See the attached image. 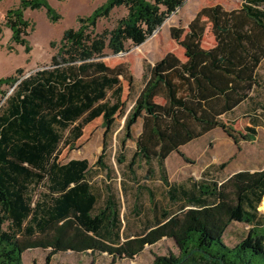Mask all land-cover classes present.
Here are the masks:
<instances>
[{"label": "trees", "instance_id": "trees-1", "mask_svg": "<svg viewBox=\"0 0 264 264\" xmlns=\"http://www.w3.org/2000/svg\"><path fill=\"white\" fill-rule=\"evenodd\" d=\"M244 1L233 11L221 5L203 8L187 31L173 28L186 60L169 53L146 70L126 119L124 142L134 137L140 121L142 131L131 160L121 152L119 163L134 175L136 167H147L146 177L157 175L163 199L157 202L151 192L153 210L142 231L123 242L117 196L93 183L88 160L64 162L61 156L97 119H103L106 137L112 134L125 107L123 81L134 91L135 77L125 65L108 66L107 52L118 55L142 46L186 0H106L80 17L78 28L65 31L49 66L0 79V264H26L25 254L35 250L47 253L43 264H67L60 257L70 254L89 256L90 264H121L136 261L163 240H171L178 254L154 255V264H264L259 210L264 170L222 180L211 165L199 179L172 182L166 165L173 153L217 129H225L235 143L256 140L255 128L243 136L224 122L233 125L231 117L245 105L255 124L264 122V113L256 112L264 0ZM29 9H46L52 21L61 19L47 0H22L9 10L4 25L27 52L32 23L24 13ZM118 10L125 14L99 31ZM208 29L216 42L211 49L202 46ZM97 164L107 169L104 155ZM239 224L247 234L231 247L225 237Z\"/></svg>", "mask_w": 264, "mask_h": 264}, {"label": "rangeland", "instance_id": "rangeland-1", "mask_svg": "<svg viewBox=\"0 0 264 264\" xmlns=\"http://www.w3.org/2000/svg\"><path fill=\"white\" fill-rule=\"evenodd\" d=\"M21 1L0 0V79L13 76L19 70H23L27 75L41 67L49 66L65 31L78 28L79 18L91 15L106 0H47L61 16L58 22L49 18L46 9L25 11V18L32 23L27 37L30 52L12 40V31L4 25V18L8 11L19 8ZM244 2V0H186L185 4L142 46L128 47L125 53L118 55L107 52L104 61L108 66L125 65L135 77L134 91L130 93L129 84L123 81L125 107L117 116L112 134L106 137L103 119H97L85 128L84 136L73 149L67 148L63 151L61 160L64 162L73 159L88 160L92 168L93 183L104 190L108 187L117 196L123 222L122 242L128 239L129 234L135 236L142 231L146 217L153 210L151 192L156 194L158 200H162L161 197H163L161 181L157 175L153 178L146 177L147 167H136L134 175L129 172L126 164L120 165L119 163L121 152L127 156V161L131 160L137 148V138L142 131V121H140L134 127V137L124 142L126 119L144 87L145 72L169 53L182 60L186 59L185 49L172 38L173 28L187 31L189 24L203 8L221 5L226 10L233 11L240 9ZM124 14V10L115 11L111 20L102 21L99 24L98 30L112 28L116 20ZM215 45L214 36L208 29L202 46L205 49H211ZM261 76L262 88L258 89L260 96L256 97L257 114L264 113V65L261 69ZM1 97L0 95V100ZM249 107L248 105L243 106L231 117L233 125L227 118L224 122L233 127L237 134L243 136H247L248 127L255 128L257 132L255 141L239 140V143H235L225 129H218L181 148L180 153L171 155L168 163L171 181L178 182L188 176L201 177L210 165L216 166L215 173L222 180L237 172L263 170L264 122L260 119V123L255 124L250 116L252 111ZM101 155H104V164L107 169L97 164ZM223 164L225 168L219 169ZM140 185L146 186L147 190L139 189ZM262 211L264 213V210ZM245 227L241 224L232 226L225 237L226 243L231 247L237 245L242 236L247 234ZM170 252L178 254L171 240H163L154 248L147 249L145 254L139 256L136 261L120 262L121 264H154V255H167ZM46 256L47 253L43 250L27 252L25 263L43 264ZM60 260L67 264H90L91 262L89 256L74 254L62 256ZM99 262L103 264L102 261Z\"/></svg>", "mask_w": 264, "mask_h": 264}, {"label": "crops", "instance_id": "crops-1", "mask_svg": "<svg viewBox=\"0 0 264 264\" xmlns=\"http://www.w3.org/2000/svg\"><path fill=\"white\" fill-rule=\"evenodd\" d=\"M182 60V59H181ZM186 60V59H185ZM185 60H182V61H185ZM218 130V129H217ZM215 132V131H214ZM213 133V132H212ZM211 134V133H210ZM209 135V134H208ZM171 157V156H170ZM170 157L168 158V160H167V163H166V165H167V169H168V175H169V178H170V181H171V174H170V170H169V166H168V163H169V159H170ZM211 166V165H210ZM264 170V169H263ZM261 171V170H260ZM251 172V171H250ZM256 172V171H255ZM233 175V174H232ZM230 177V176H229ZM197 179H199V178H201V177H196ZM161 199H163V197H161ZM151 201H152V199H151ZM157 202L159 201L158 200V198H157V200H156ZM162 201V200H161Z\"/></svg>", "mask_w": 264, "mask_h": 264}, {"label": "water", "instance_id": "water-1", "mask_svg": "<svg viewBox=\"0 0 264 264\" xmlns=\"http://www.w3.org/2000/svg\"><path fill=\"white\" fill-rule=\"evenodd\" d=\"M263 208H264L263 206H260V207H259V210H260V211H262V210H263Z\"/></svg>", "mask_w": 264, "mask_h": 264}, {"label": "bare ground", "instance_id": "bare-ground-1", "mask_svg": "<svg viewBox=\"0 0 264 264\" xmlns=\"http://www.w3.org/2000/svg\"><path fill=\"white\" fill-rule=\"evenodd\" d=\"M262 206L264 207V204ZM263 210H264V208H263Z\"/></svg>", "mask_w": 264, "mask_h": 264}]
</instances>
